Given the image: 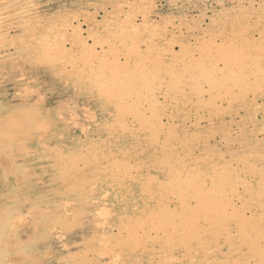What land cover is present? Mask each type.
Listing matches in <instances>:
<instances>
[{
  "label": "rangeland",
  "instance_id": "374dc122",
  "mask_svg": "<svg viewBox=\"0 0 264 264\" xmlns=\"http://www.w3.org/2000/svg\"><path fill=\"white\" fill-rule=\"evenodd\" d=\"M0 264H264V0H0Z\"/></svg>",
  "mask_w": 264,
  "mask_h": 264
}]
</instances>
